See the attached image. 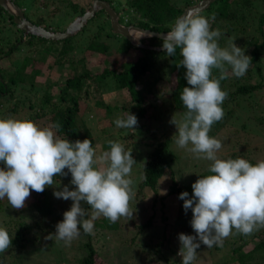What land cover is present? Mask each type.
<instances>
[{
  "label": "trees",
  "instance_id": "obj_1",
  "mask_svg": "<svg viewBox=\"0 0 264 264\" xmlns=\"http://www.w3.org/2000/svg\"><path fill=\"white\" fill-rule=\"evenodd\" d=\"M93 1L94 0H28L24 1V4H22L19 0H15V2L24 10L25 16L30 21L37 25L44 26L46 29H51V25L45 23L47 22V19L45 16H42L43 8L57 2L65 5L68 4L71 7L74 18L83 14ZM198 1L199 0H126V3L135 13L134 16L131 19H127L126 22L145 29L166 32L169 30L171 23L174 22L175 17L180 16L185 8ZM108 2L114 8V1L108 0ZM259 2L261 3V7L263 6L262 12H260L257 17V22L259 23L257 27L259 36L255 37L248 31L242 41L243 45H245L244 51L250 49L249 56L251 58L249 67L242 77L237 78L231 74L230 68L225 65L226 69H228L227 75L224 79L220 80L219 83L221 89L227 92V96L221 107L230 103H239L242 98H249L252 93L255 94L257 92L260 93L258 94L259 98H263L264 101V63L263 65H260L262 62L261 55L264 51V0H259ZM55 5L56 4L53 5V8ZM252 5L253 0H214L206 8L211 12L210 15H206V17H215L214 20L210 21L211 28L219 29L221 32V36L218 38V44L220 47H224V43L225 45L227 43L226 41L229 42L230 37H232V34L234 33L235 27L239 29V32L235 35L237 36V39L240 40V33L246 27L244 24L246 22L245 20H248L246 13L251 11ZM29 12L34 13L35 17L29 14ZM55 13L56 7L51 9L49 15ZM102 13L109 22V29L106 28V20L104 21L100 19ZM6 22H10V24L8 25ZM90 30H92V33L87 35V39H82L83 42L81 41L80 43L78 39L76 40L75 36L77 34H80L83 31L87 33ZM117 36L121 37V39H117ZM154 38L159 40L160 44H162L160 38ZM25 44H29L30 48L33 49L32 51L35 53L40 52L41 48L38 44L46 46L45 48L48 50H51L54 45L58 46L61 44L63 46L62 50H56L58 57L56 56L54 62L64 63L68 66V71L70 70L69 72L67 71L68 73H66L65 80L62 83L58 81L56 82L59 93L52 90V83L47 86V90H45L44 95L42 96L40 106L36 108L35 113L31 114L30 120L36 124L42 122L40 124L41 127H51L59 124L60 127L58 129L53 127L55 135H58L61 138L67 137L70 141L88 138L93 145L94 138L92 130L86 118V113L90 108L87 109V104L84 98L89 97L90 93H92L91 95H95V93H100L104 91V89H114V92L116 93L126 90L130 94L131 98L129 101L130 103L128 104L130 108L128 109V105H126L127 101L120 106L121 110L124 109L128 112L129 110L131 111V108L137 107V112H139L136 115L138 123L134 128L140 125L146 126L142 120L145 119L148 111L147 105L151 102L150 98H147L145 94H143L142 88L144 87V80L150 81L152 79L154 80V83L159 80V76L150 79L149 74L160 72L158 62L161 59V56H157V53L160 50L137 46L123 35L113 32L109 15L105 10L101 9L97 11L82 29L74 35L61 40H51L35 34L25 35L23 30L15 23L13 16L0 5V106H4L12 97L13 87L18 86L23 89L25 85H30L33 89L36 88L32 75L27 73L28 61L26 59L23 60L18 69L13 70L3 66L1 62V59L4 56H10L25 46ZM81 49L82 56L78 60H75L72 53ZM136 50L139 52L135 53ZM95 52L104 57L102 59L103 63L90 65L87 59L88 54ZM44 57L45 56L38 55L37 60L44 61ZM163 57H166L167 62L169 61L166 66L169 67L170 73L173 76L169 90L171 108L184 112L185 108L180 101L179 93L182 88L186 86L187 82L184 79V67L176 66L181 59L179 49H177L173 56H168L165 53ZM79 67L82 68V71ZM212 75L218 77L219 70L215 68L212 69ZM139 84H142V87H140ZM21 105L22 107H25V102L19 101L12 106L9 105L7 108L10 112H16ZM33 105V101L29 102V106ZM247 105L260 110V116H258V119L259 122L262 121V123H264V107H260L257 104L252 105L249 99L247 100ZM104 107L106 113L108 112L109 115H111L115 109V106L109 103L104 104ZM126 113L123 112L120 115L123 116ZM230 116L231 111H227L224 113L221 120L213 123L212 127L217 128L218 125H225L235 128V122L230 123L228 121ZM121 129L122 132L126 133L128 136H132L135 133L134 129L131 132L129 131L130 129ZM151 138L154 139V142H146L145 144L148 151L146 150L143 154V160L144 158L145 160L143 161L142 177L136 182L135 186L131 187L129 201L132 198L138 199L140 197V201L145 204L149 195H152L153 206L159 202L161 206L160 209L163 210L166 200H169L170 198L183 203V201L178 198V194L181 191L186 190L189 195H191L192 182L198 178V175L208 174V170L195 175L190 183L180 184L177 178V172L174 171L172 166L175 156L169 147L171 139L168 137L158 139L159 136L157 135ZM239 143L243 142L239 141ZM247 147H245L247 151L232 149L228 157H241L251 163H255L262 159L259 157H262L261 154L264 150V144L256 145L254 148L252 147L250 149ZM260 147H262L261 151L259 150ZM124 150L129 151L127 145ZM258 150L260 151L259 157H251V152ZM0 166L3 165L0 164ZM164 176L167 178V183L164 186L165 190L161 192L160 181ZM70 179V174L67 176H55V187L46 186L43 192L31 191L33 199L30 201L28 208L33 215L40 219L29 221L27 218L20 215L21 219L18 216V218H13V220L10 221L1 215L3 219L0 221V227L7 230L9 235L12 236V241L10 247L0 253V264H7V256L10 257L8 264H14L15 260L16 262H19L18 260H22L29 253L36 252L42 249L44 245L55 241L56 238L52 240L54 237L53 233L55 232L53 217L55 213L58 212L59 205L64 206V199L54 197L53 191L62 188L64 185H68L69 188L74 187L69 184ZM135 191L136 194H134ZM67 201L68 204L65 209H68L72 203L70 199ZM81 206L86 210L87 215L85 218H91L93 209L84 202H81ZM128 207L131 212L135 211V207L133 208V205H130L129 202ZM21 211L22 208H12L9 203L4 205L0 200V214L4 213L8 216L18 214V212ZM145 212L149 213L147 210H145ZM163 213H165V211L160 215L161 220L166 219V215H163ZM165 221H162L164 227L167 226ZM93 223L96 233L98 235L100 234L99 240L103 241L108 237H113L112 240H114L119 231L127 230L134 232L130 241L134 242L137 237L144 235L143 233L145 231L150 233L157 226L155 213L150 215L143 214V219L141 218L139 221L134 219L133 216L119 217L114 223L109 222V220L103 215H99ZM164 231L165 233L162 239L157 242L156 247H152L154 249H151V251L154 253L159 252V254H161L157 261L165 260L166 262H169L168 264H180L181 258L176 256L175 251H170L171 243H169V239L167 238L168 234L165 228ZM261 234H264L263 228L260 229L259 234L257 235L261 236ZM80 235L85 237V242L83 243L85 252L79 259H77L78 264H95L100 251L92 241V234H86L81 229ZM48 236H51V239L47 238ZM239 239L243 240L244 234H240L237 241H239ZM150 240L152 242V239ZM127 242L128 239H121L122 244H120V247L125 246ZM247 243L248 242L242 241L231 247V251L235 258H237L241 264H249L248 261H251V264H264V254L262 253L258 255L256 252V250L264 249V240L260 239L258 243L254 242V249L249 250L250 252L244 250ZM147 245L150 244L147 243ZM214 247L217 246L215 245ZM149 264L152 263L149 262ZM193 264H195L194 261Z\"/></svg>",
  "mask_w": 264,
  "mask_h": 264
},
{
  "label": "clouds",
  "instance_id": "obj_2",
  "mask_svg": "<svg viewBox=\"0 0 264 264\" xmlns=\"http://www.w3.org/2000/svg\"><path fill=\"white\" fill-rule=\"evenodd\" d=\"M214 19L191 11L175 17L169 30L159 33L163 53L173 56L179 49L181 59L176 66L184 67L187 82L179 93L185 111L179 120L174 115L170 118L176 129L175 144L211 162L208 174L192 182L191 195L186 190L178 194L185 213L191 210L189 223L194 233L178 234L180 264H193L201 244L222 246L234 229L247 235L264 226V159L251 163L241 157L220 158L221 140L208 134L224 115L221 105L227 92L219 81L227 75L225 65L239 78L251 58L234 40L229 47L219 46L221 32L210 26ZM214 68L219 70L218 77L212 75ZM113 123L117 128L135 129L138 121L128 111ZM53 127L60 125L41 127L27 118H0V199L7 198L12 208H22L30 190L43 192L54 185L55 176L70 174L69 184L74 187L64 185L53 191L54 197L72 201L53 233L57 241L70 246L81 229L92 234L99 215L112 223L119 217H132L130 172L136 161L131 151L112 140L107 141V151L95 156L88 138L70 141L55 135ZM98 161L107 164L94 166ZM81 202L93 209L91 218H85ZM11 241L12 236L0 227V253Z\"/></svg>",
  "mask_w": 264,
  "mask_h": 264
},
{
  "label": "rangeland",
  "instance_id": "obj_3",
  "mask_svg": "<svg viewBox=\"0 0 264 264\" xmlns=\"http://www.w3.org/2000/svg\"><path fill=\"white\" fill-rule=\"evenodd\" d=\"M19 1L20 3L24 4V1L28 0ZM113 1L114 8L119 15L120 22L125 25L128 24L126 22L127 19H131L135 13L126 3V0ZM54 4H56L54 6V8L56 7V13L53 15H49L51 13V9H54ZM54 4L52 3L48 7L43 8L42 16H45V18L47 19V22L45 23L51 25L50 30L63 31L68 27V25L74 20L75 17L73 18L71 7L68 4H60V2ZM260 4L261 3L259 2V0H253L251 11L246 13L248 20H245L246 22L244 24L246 27L240 33V40H238L237 36L235 35L237 32H239V29L235 27L232 37H230L229 42L226 41V45L224 43V47H229L231 41L234 40V43L237 46H240L242 49H244L245 45H243L242 41L248 31L255 37L259 36V31L257 30L259 24L257 22V17L263 9V6L261 7ZM200 13L206 16L210 15L211 12L208 9H204ZM29 14L35 17L34 13L29 12ZM100 19L104 21L106 20L103 13L100 16ZM6 23L8 25L10 24V22ZM105 24L106 28L109 29L110 26L108 20H106ZM91 33L92 30L87 33L83 31L75 36L76 40L78 39V41H80L81 43V41L83 42L82 39H87V35ZM140 34L142 35L140 36ZM117 39H121V37L117 36ZM135 40L142 45L161 47L159 40L155 39L153 36H145V34L140 32ZM38 46L41 48L40 52H33V49L30 48L29 44H25V46L17 50V52L11 54L10 56H4L1 59L3 66L9 68L10 70L18 69L23 60L26 59L28 61L27 73L32 75L33 82L36 84V88L33 89L32 87H30V85H25L23 89L18 86L13 87L12 97L4 106H0V118L14 117L30 119L31 114L35 113L36 108L40 106L42 96L44 95V92L45 90H47L46 88L50 83L53 84L52 90H54L56 93H59L56 82L58 81L62 83L65 80L66 73L70 71H68V66L64 63L54 62L57 56L56 50L60 49L61 51L63 46L61 44H59L58 46L54 45L51 50L46 49V46H43L41 44H38ZM82 49L74 51L72 53L75 57V60H78L82 56ZM249 50L245 51L248 56ZM137 52L139 51L136 50L135 53ZM89 54L87 59L90 65L103 63V56H100L96 52ZM38 55L45 56L44 61L37 60ZM163 55H165V53H163L161 50L158 51L157 56H161V59L158 62V65L160 66V72H153L149 74L150 79L159 76V80L156 83H154V80L152 79L150 81L144 80V87L142 88L143 94H145L147 98H150L151 103L147 105L148 111L145 119L142 120L146 124V126L140 125L136 127L134 129V135H126V133L122 132L121 128H117L113 123L114 119L117 116H121L120 114H122L123 112H127L124 109L121 110L120 106L122 104H125L127 101L128 102L126 105L130 103L129 101L131 97L128 91L124 90L116 93L114 92V89H104V91L95 93V95H91L92 93H90L89 97L84 98L87 104V109L90 108L88 112L86 111V118L89 122V126L91 127L92 135L94 138V144L92 145V147L94 149L95 156H100L103 152L109 149V145L107 143V141L109 140L120 143L124 149L127 145L128 150L131 151V155L136 161L132 165V169L130 172V178L132 180L131 187L135 186L136 182H138L142 177L143 161L145 160V158L143 160V154L147 150L145 144L146 142H154V139H152L151 137H154L155 135L159 136L158 139L165 137L171 139L169 147L173 155L175 156V160L173 161L172 166L174 171L177 172V178L180 184L190 183L195 175L208 170V166L211 163L207 159L197 158L195 154L187 151L186 148H179L175 144L174 133L176 129L175 125L170 123V118L172 117V115H174L175 118L179 120L183 112L175 108H171L169 90L172 84L173 76L170 73L169 67L166 66L169 61L167 62L166 57L164 58ZM261 58L262 62L260 65H263L264 51L261 55ZM139 85L140 87H142V84ZM258 94L260 93H252L249 98H242L239 103H230L222 107L224 113H226L227 111H231V116L228 121L230 123L235 122V128L225 125H218L217 128L211 126L208 133L209 136H213L221 140L222 143V147L220 150H218L217 153L220 158H228V155L232 149L247 151V149L245 148L247 146V148L250 149L252 147L254 148V146L256 145L264 144V123H262V121L259 122L258 119V116H260V110L252 108L251 106L249 107L247 105V100L249 99L252 105L257 104L260 107H264L263 98H259ZM19 101L25 102V107H22L21 105L18 107V110L16 112H10L7 107H9V105L12 106ZM31 101L34 102L33 106H29V102ZM103 103H109L115 106V109L111 115H109L108 112L106 113ZM129 108L130 107L128 105V109ZM130 112H132L133 114L136 113L135 115L139 113L137 112V107L131 108ZM39 123L41 124L42 122ZM40 124L37 125L40 126ZM129 131L131 132L133 131V129H130ZM239 141L243 143H239ZM187 147H191V145H188ZM259 150L261 151L262 147H260ZM259 150L251 152V157H259ZM261 155L262 157L259 158L264 159V150ZM106 164V161H98L94 166L105 167ZM166 183L167 178L164 176L160 181L161 192L165 190L164 186ZM51 187L55 186L52 185ZM134 194H136V191L134 192ZM32 199L33 194L30 190V195L26 198L24 207H22V211L18 212V214L8 216L2 213L0 214V221H2L3 217L12 221L13 218L16 219L18 218V216L20 218V215L27 218L29 221L40 219L33 215L28 208V205H30V201ZM0 200L4 203V205L8 203L7 198ZM146 200L147 201H145V204L140 201V197L138 199L132 198L129 201V204H132L133 208L135 207V211H133L132 216L134 217V219L139 221V219H143V214L150 215L152 213H155V221L157 223L156 228L150 233L148 231H145L143 233L144 235H140L139 237H137L134 242H130L131 237L134 235V232L122 230L118 232V235L116 238H114V240H112L113 237H108L103 241L99 240L100 234L98 235L96 233V230L93 228L92 241L100 251L95 264H149V262H151L152 264H168L169 262H166L165 260L157 261L159 260L161 254H159V252L154 253L153 251H151V249H154L152 247H156L157 242L162 239L165 233L164 228L166 229V232L168 234L167 238L169 239V243H171L170 251H175L176 256L179 257L177 255L178 249L180 247L179 241L177 239L178 234L181 232L194 234L189 223L192 215L191 210L189 209L188 212L185 213L182 208L183 203L178 202L176 199L172 198L166 200V204L163 210L160 209L161 206L159 202H157L153 206L152 195H149V198ZM63 203L64 206L58 204V212L55 213L53 217L55 224L63 218L62 214L66 210L65 207H67L68 201L64 200ZM145 210H147L149 213L145 212ZM164 211L165 213H163V215H166V221L161 220L160 217L161 213ZM162 221H165V223L167 224L166 227H164ZM261 228L264 229V226L259 227L251 234H244V239H239V241H237V239L239 238L241 233L234 229L228 237L224 238L222 246L219 247H214L215 245H213L212 248H207L206 246L201 244V247L197 249V255L194 263L241 264L232 253L231 247L241 243L242 241H245L248 243L245 245L244 250H253L254 242L258 243L260 239L264 240V234H261V236L257 235L259 234ZM54 239L55 236L52 240ZM121 239H128V242L125 245L126 247H120V244H122ZM150 239H152V242ZM84 242L85 237L83 235H79L77 238H75L71 242L70 246H65L62 241H57L55 239L54 242L44 245L42 249L33 253H29L22 260H18L19 262H16L15 260L14 264H78L77 259H79L85 252L83 247ZM147 243L151 246L147 245ZM256 252L258 253V255L262 253L264 254V249L256 250ZM6 258L8 264V262L10 261V257L7 256ZM248 263L251 264V261H248Z\"/></svg>",
  "mask_w": 264,
  "mask_h": 264
},
{
  "label": "water",
  "instance_id": "obj_4",
  "mask_svg": "<svg viewBox=\"0 0 264 264\" xmlns=\"http://www.w3.org/2000/svg\"><path fill=\"white\" fill-rule=\"evenodd\" d=\"M214 0H199L196 4L188 6L185 8L181 15L187 14L191 11H199L206 9ZM0 5L13 16V19L17 26L23 30L25 35L35 34L42 36L51 40H61L68 38L79 30L91 19L97 11L105 10L110 17V23L112 31L121 34L128 38L133 44L150 48L155 50H161V47L142 45L138 43L135 39L138 37L139 32L145 34V36L159 37V33L150 29H145L133 24H122L119 20V15L115 9L110 5L108 0H94L90 7L81 15H78L74 20L68 25V27L63 31H53L46 29L44 26L37 25L30 21L26 16L24 10L15 2V0H0ZM132 34V35H131ZM136 37H134V36Z\"/></svg>",
  "mask_w": 264,
  "mask_h": 264
},
{
  "label": "bare ground",
  "instance_id": "obj_5",
  "mask_svg": "<svg viewBox=\"0 0 264 264\" xmlns=\"http://www.w3.org/2000/svg\"><path fill=\"white\" fill-rule=\"evenodd\" d=\"M141 35V34H140Z\"/></svg>",
  "mask_w": 264,
  "mask_h": 264
},
{
  "label": "flooded vegetation",
  "instance_id": "obj_6",
  "mask_svg": "<svg viewBox=\"0 0 264 264\" xmlns=\"http://www.w3.org/2000/svg\"><path fill=\"white\" fill-rule=\"evenodd\" d=\"M110 18V17H109Z\"/></svg>",
  "mask_w": 264,
  "mask_h": 264
}]
</instances>
